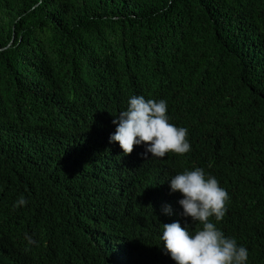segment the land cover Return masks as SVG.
I'll list each match as a JSON object with an SVG mask.
<instances>
[{"label":"trees","instance_id":"1","mask_svg":"<svg viewBox=\"0 0 264 264\" xmlns=\"http://www.w3.org/2000/svg\"><path fill=\"white\" fill-rule=\"evenodd\" d=\"M132 95L191 151L110 143ZM195 167L264 264V0H0V264H175L162 224L191 222L166 180Z\"/></svg>","mask_w":264,"mask_h":264},{"label":"clouds","instance_id":"2","mask_svg":"<svg viewBox=\"0 0 264 264\" xmlns=\"http://www.w3.org/2000/svg\"><path fill=\"white\" fill-rule=\"evenodd\" d=\"M167 112L164 99L130 96L126 108L112 120L115 131L109 136V142L118 144L123 155L130 154L134 146L143 145L144 155L147 158L150 154V159L164 158L169 152L178 155L190 152L188 129L170 123ZM166 181L171 193L180 194L181 215L191 223L182 226L177 220L162 224L163 252L175 264H248V249L216 226L215 222L225 217L230 199L217 178L195 167L178 172ZM27 204L28 200L21 195L13 208H23ZM163 214L172 215L171 206H165ZM197 223L201 227L193 230L190 225ZM26 239L29 244L33 243L31 237L26 236Z\"/></svg>","mask_w":264,"mask_h":264}]
</instances>
